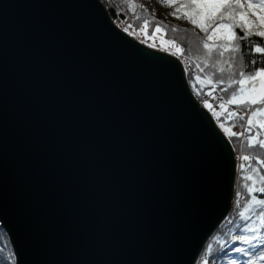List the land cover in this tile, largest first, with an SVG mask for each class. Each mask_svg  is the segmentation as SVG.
Here are the masks:
<instances>
[{
	"label": "water",
	"instance_id": "95a60500",
	"mask_svg": "<svg viewBox=\"0 0 264 264\" xmlns=\"http://www.w3.org/2000/svg\"><path fill=\"white\" fill-rule=\"evenodd\" d=\"M236 178L175 55L101 0H0V224L15 264H197Z\"/></svg>",
	"mask_w": 264,
	"mask_h": 264
},
{
	"label": "trees",
	"instance_id": "16d2710c",
	"mask_svg": "<svg viewBox=\"0 0 264 264\" xmlns=\"http://www.w3.org/2000/svg\"><path fill=\"white\" fill-rule=\"evenodd\" d=\"M101 1L114 24L132 37L139 35L144 37L143 40L138 37L140 43L158 49L149 44V41L157 35L160 37L167 53L184 62L189 85L198 99L201 98V89L209 92L221 90L226 101L233 105H240L245 109L254 107V110L258 106H263L261 102L252 104L249 101L243 103L232 101L234 94L236 97L240 96V89H243L245 81H249L247 77L254 74L257 68L264 67V53L251 50L257 45L264 47V37L256 35L258 32H264V23H260L264 8L247 7L249 2L259 4L258 0H239V4L244 5L243 8L225 6L212 11L210 8L197 10L191 8L193 3L208 4L205 2L209 0H172L170 10L157 8L161 0ZM211 2L224 3L225 0ZM235 3L236 0H226V5ZM241 13H244V20L240 18ZM218 25L230 26L231 31L229 27ZM157 28L160 30L157 31ZM222 28L227 30L225 34L220 33ZM239 37L246 38L241 40ZM205 44L208 47H205ZM235 45H240L239 51ZM252 60H255L256 64H251ZM241 72L245 73V77L239 75ZM241 79L243 84L238 83ZM218 117L215 118L218 126L222 127L223 123L227 129L233 125V121L242 120L240 117L234 120ZM249 120L251 123H248L247 134L241 145L242 155L249 159L238 170L234 188V194L236 190L237 195L233 197V210L210 239L197 264H248L250 259L253 264H264V261L256 259V256L248 255L249 249L253 253L264 255V252L260 251L264 248V223L261 227L260 240L253 242L255 246L245 243L244 240L235 239L237 236H249L252 223L260 220L258 214L264 210V204L258 203L264 200V192L260 191L264 187V147L260 146L263 140L261 115L254 118L251 114ZM223 131L238 152V137L229 130ZM239 248L245 251H236ZM15 262V253L9 236L0 224V264Z\"/></svg>",
	"mask_w": 264,
	"mask_h": 264
},
{
	"label": "snow or ice",
	"instance_id": "6c2138e0",
	"mask_svg": "<svg viewBox=\"0 0 264 264\" xmlns=\"http://www.w3.org/2000/svg\"><path fill=\"white\" fill-rule=\"evenodd\" d=\"M225 6H227L228 8L235 7V6H238L240 8H243L244 7V5L239 4V0H236V3L234 5H226V0H225L224 3H214V4H199V3H193L191 5V8L193 10L206 9V8L218 9V8L225 7ZM247 7L248 8H264V0H260V3L259 4H252V3L249 2L247 4ZM240 18L242 20L245 19L244 13H241V17ZM221 19H223V17H221ZM193 22L194 23L196 22L195 19H193ZM245 23H248V22L245 21ZM260 23H264V15H261L260 16ZM221 26L229 27V31H231L230 26H227V25H218V27H221ZM201 27L203 28V25H201ZM241 27H243V25H241ZM156 30L159 31L160 29L157 28ZM233 35H234V33H233ZM256 35L261 36V37H264V32H258V33H256ZM245 38L246 37H239V39H241V40H243ZM209 39H211V37H209ZM205 47H208V45L205 44ZM235 48H236L237 51H239L240 45H235ZM251 50L254 51V52H257V53H264V47H260L259 45L255 46ZM251 64H256V61L255 60H252L251 61ZM222 70L223 69H221V71ZM239 75L241 77H245V73L244 72H241ZM247 79L249 81H251V84H252L251 91L253 93H257V87L259 88L258 93L255 96H251L250 97V102L252 104H257L258 102L264 103V67L257 68L256 71H255V73L252 74V75H249L247 77ZM257 81H259V84H257ZM238 83L239 84H243V79H241L240 81H238ZM240 91L243 92V89L241 88ZM232 101L233 102H236V96H235V94L232 97ZM241 103H243V101H241ZM258 113H264V109L257 108L256 111H254L252 113V115L255 116ZM249 123H251V120H249ZM262 126H264V125H262ZM233 135H236V133H233ZM241 135H242V133H241ZM260 146L261 147H264V141H261L260 142ZM244 159L245 160H248L249 158L247 156H245ZM260 191L261 192H264V187H262L260 189ZM258 203L264 204V200H260V201H258ZM258 218L260 219L261 223H264V210H261V212L258 214ZM249 231H252L254 233L251 237L237 236V237H235V239L244 240L245 243H247V244H253V242L257 239V237L255 235V229H251L250 228ZM253 246H255V245L253 244ZM236 251L244 252L245 249L239 248V249H236ZM260 251L261 252H264V248H262ZM248 255L250 257L251 256H256V259L261 260V261H264V255H261V254H258V253H253L251 249L248 250ZM248 264H253V261L250 259L248 261Z\"/></svg>",
	"mask_w": 264,
	"mask_h": 264
},
{
	"label": "built area",
	"instance_id": "2783aa9c",
	"mask_svg": "<svg viewBox=\"0 0 264 264\" xmlns=\"http://www.w3.org/2000/svg\"><path fill=\"white\" fill-rule=\"evenodd\" d=\"M138 37L140 38V36ZM138 37H135V38L138 39ZM200 92H201L202 98L198 100L209 111L214 110L217 114L221 116L224 115L225 117L229 116L228 118L230 119L232 118L233 120L236 117H240V119L242 118L241 122H236V124L234 125V133H236V135L240 137V141L242 142L244 136L247 134L249 118L253 112V109L251 108V109L245 110L239 105H233L231 102L226 101L224 97V92L221 90H215L213 92H209V91H204L201 89ZM208 103L211 105V107H213L212 109L208 107ZM230 110L233 111V114L231 115H230ZM241 142H240V146L242 145ZM235 156L237 159V173H238L240 166L246 164V160L244 159V156L242 155V153L239 151L238 152L235 151ZM236 195H237V192L235 190L234 196Z\"/></svg>",
	"mask_w": 264,
	"mask_h": 264
},
{
	"label": "rangeland",
	"instance_id": "374dc122",
	"mask_svg": "<svg viewBox=\"0 0 264 264\" xmlns=\"http://www.w3.org/2000/svg\"><path fill=\"white\" fill-rule=\"evenodd\" d=\"M105 1V0H104ZM212 0H209V1H206L205 3H208V4H212V2H211ZM172 0H161L159 3H158V6H157V8H161V9H165V10H170L171 8H172ZM258 2L260 3V0H258ZM210 11H212V9H210ZM158 13V12H157ZM227 32V30L225 29V28H222V29H220V33H226ZM140 36V38L143 40L144 39V37L142 36V35H139ZM142 36V37H141ZM139 38V39H140ZM149 44H151L152 46H154V47H156V48H158L159 50H161V51H165V52H168L167 50H166V47H164V45L162 44V40L160 39V37L157 35V36H155V37H153L150 41H149ZM179 59V58H178ZM180 60V59H179ZM182 64H184V62H182ZM185 66V65H184ZM257 84H259V81H257ZM251 88H252V84H251V81H245V84H244V86H243V92H241V94H240V96L239 97H236V102H239V103H241V101H243V102H245V101H249L250 102V97L251 96H255L257 93H258V91H259V88L257 87V93H253L252 91H251ZM210 92H213L212 90H210ZM201 98H202V96H201ZM258 105H260V104H258ZM261 105H263V106H258V107H256L255 108V110H254V107L252 108L254 111H256V109L257 108H262V109H264V103H261ZM240 106V105H239ZM208 107L210 108V109H212L213 107H211V105L208 103ZM242 107V106H241ZM243 108V107H242ZM243 109H245V108H243ZM249 109H251V108H249ZM245 110H248V109H245ZM211 113H212V115H213V117H214V119L215 118H219L218 116H220L221 118H223V119H229L228 117H225L224 115H219V114H217L214 110H211L210 111ZM231 114H233V111L232 110H230V115ZM261 115V122H260V125H261V127H262V129H263V140L262 141H264V126H262V125H264V113H258L257 115H255V116H253L254 118H257V117H259ZM216 121V120H215ZM216 123H217V121H216ZM236 124V121H233V125H230L231 127L230 128H226V126H223L224 124L223 123H221V126L222 127H220L222 130L224 129V130H229L230 132H232V133H234V125ZM218 125V124H217ZM238 138V141H240V137L238 136V135H236ZM241 142V141H240ZM240 142H239V145H238V150H239V152H241V146H240ZM242 142H243V140H242ZM241 142V143H242ZM238 174V173H237ZM235 186H236V183H235ZM236 188V187H235ZM262 224L263 223H261V221L259 220V221H257V222H255L254 224L252 223V225H251V229H255V235H256V237H257V241L258 240H260V238H261V227H262ZM254 233L252 232V231H249V236H246V237H251L252 235H253ZM209 243V242H208ZM208 245V244H207ZM207 245L205 246V248H204V250L202 251V253H201V255H200V258H201V256H202V254L204 253V251H205V249H206V247H207ZM199 258V259H200Z\"/></svg>",
	"mask_w": 264,
	"mask_h": 264
}]
</instances>
